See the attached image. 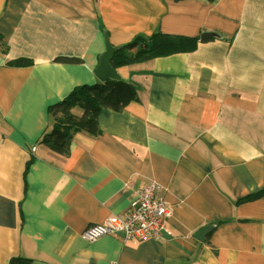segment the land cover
Wrapping results in <instances>:
<instances>
[{"label":"crops","instance_id":"0c3cea01","mask_svg":"<svg viewBox=\"0 0 264 264\" xmlns=\"http://www.w3.org/2000/svg\"><path fill=\"white\" fill-rule=\"evenodd\" d=\"M154 32L197 45L111 60L137 99L103 107L65 156L41 143L48 107L99 81L104 34L121 49ZM147 181L170 236L83 239ZM263 186L264 0H0V264H264Z\"/></svg>","mask_w":264,"mask_h":264},{"label":"trees","instance_id":"16d2710c","mask_svg":"<svg viewBox=\"0 0 264 264\" xmlns=\"http://www.w3.org/2000/svg\"><path fill=\"white\" fill-rule=\"evenodd\" d=\"M197 41V37L169 35L160 32H154L150 36H137L132 42L122 46L127 48L136 46L135 50L132 53H127L121 47L115 52L112 64L113 66L129 64L175 52L191 51L196 47ZM55 60L60 62L78 61L75 58L62 59V57H56ZM26 63L28 64L30 61L17 59L7 62L12 66H21ZM136 99L137 93L134 86L121 79H107L93 84L75 86L64 98L48 107L54 121L51 128L42 135L40 141L51 150L65 156L68 154V146L75 132H86L89 135H97L100 132L97 117L103 107L120 111L130 101ZM73 108L81 109V114H74ZM262 195H264V186L260 191L249 196ZM9 264L32 263L29 259L13 257Z\"/></svg>","mask_w":264,"mask_h":264},{"label":"built area","instance_id":"2783aa9c","mask_svg":"<svg viewBox=\"0 0 264 264\" xmlns=\"http://www.w3.org/2000/svg\"><path fill=\"white\" fill-rule=\"evenodd\" d=\"M170 213V207L159 194L157 182L147 181L134 191L124 213L87 226L82 237L88 242L107 234L120 235L127 241L163 240L171 235L166 228Z\"/></svg>","mask_w":264,"mask_h":264},{"label":"water","instance_id":"95a60500","mask_svg":"<svg viewBox=\"0 0 264 264\" xmlns=\"http://www.w3.org/2000/svg\"><path fill=\"white\" fill-rule=\"evenodd\" d=\"M213 33H202L201 37L211 36ZM105 50L99 56L98 64L95 68V74L99 81H105L107 79L118 80L120 77L115 68L111 64L114 53L120 48L119 46H113L109 43L107 34H104ZM205 228L201 233L208 230Z\"/></svg>","mask_w":264,"mask_h":264}]
</instances>
